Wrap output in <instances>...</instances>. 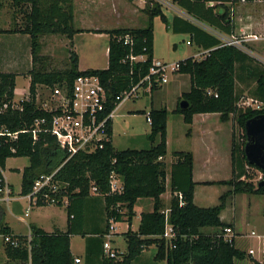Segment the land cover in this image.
Segmentation results:
<instances>
[{
  "label": "trees",
  "instance_id": "16d2710c",
  "mask_svg": "<svg viewBox=\"0 0 264 264\" xmlns=\"http://www.w3.org/2000/svg\"><path fill=\"white\" fill-rule=\"evenodd\" d=\"M8 1L15 14H22V24L9 29L0 27L1 32L27 33L31 41L32 61L40 55L42 35L58 34L72 39L78 31L73 25V0H0V9ZM252 1V0H247ZM148 15L147 24L140 28H116L108 33V63L105 68L78 69L77 53L69 49V65L64 69L46 70L32 67L28 70L29 98L22 102V110L7 108L0 112V125L10 131L30 128L35 119L46 117L49 125L52 112L41 109L36 102L35 94L38 84L53 87L63 82L71 85L79 74H95L106 89V110L114 108L117 96L128 89L141 76L148 72L153 59V17L159 16L166 24V15L155 0H148L144 6ZM219 18L228 24L227 12ZM17 21L14 19V23ZM130 35L131 42L125 43L124 35ZM208 50L202 57L188 56L177 61V72L187 73L190 77V88L180 98L188 102L186 108L178 103L173 112L181 114L185 123L192 122L195 113H219V120H232L230 147L231 174L228 179L208 184H226L230 190L219 196V202L212 206H199L194 203V186L192 177L193 154L191 151L175 150L169 171L163 157L167 152L165 107L151 108L150 132L146 135L150 144L144 148L117 149L111 139L102 148L91 152L79 151L70 158L57 144L50 132L38 131L34 140L32 133L19 132L12 141L0 143V186L4 184L2 169L9 157L27 156L28 164L21 172V194H27L34 178L40 173H48L59 167L54 178L58 180L62 194L68 199L65 208L68 215L67 228L64 231L47 232L31 226L30 237L13 234L11 229L2 223L4 211L0 205V234L17 240L14 246L4 241L5 264H78L70 251V235L84 232L76 229V218L82 217L81 204L78 210L74 202H82L91 195L102 197L106 214V228L109 218L116 221L127 215L131 221L134 215L133 206L138 198L150 197L153 200L151 211H142L136 231L128 227L123 233L126 250L120 252V258L113 259L103 254V235L107 231H93L86 239V263L92 260V254L100 255V264H130L141 251L151 245L156 246L155 258L166 259L167 264H235V259L244 258L245 252L231 240L223 239V228L229 224L220 218L226 199L235 193L246 192L264 194V186H257L253 181L250 165L244 154L246 133L244 124L248 118L264 113V62L253 55L233 46L220 45L219 40L206 44ZM144 54L145 59L130 60L129 55ZM16 72L0 71V106L14 98ZM210 90V93L207 92ZM256 100V105H239L241 97ZM258 105V106H257ZM139 112H144L140 110ZM189 133V128L187 134ZM109 135L112 129L109 128ZM12 148L14 150H12ZM259 170V169H258ZM114 173L122 184L121 192H111L110 174ZM170 188L167 205L161 194ZM92 188L95 192L92 193ZM181 194L182 204H179ZM43 205V204H42ZM166 209L168 212L166 213ZM264 216V208H263ZM166 223L170 224L175 236L165 238L163 232ZM213 227L204 232L203 228ZM90 264V263H89ZM264 264V257L261 263Z\"/></svg>",
  "mask_w": 264,
  "mask_h": 264
},
{
  "label": "crops",
  "instance_id": "0c3cea01",
  "mask_svg": "<svg viewBox=\"0 0 264 264\" xmlns=\"http://www.w3.org/2000/svg\"><path fill=\"white\" fill-rule=\"evenodd\" d=\"M147 1L148 0H73V10H74L73 25H74V28L77 29L78 31L73 35L72 39H69L66 37L65 39L67 42L64 39L63 41L64 43H68V44L70 43L71 46L68 49H72L77 53L78 69L84 70L79 63V54L76 49L77 39L79 38L81 39L85 35L93 36V37H104L107 41L106 55H107V63H108V38L109 37H108L107 31L110 29H116V28L144 27L148 21V15L143 10ZM155 1L160 4L163 13L166 15L167 23L165 24L159 16L153 17V20H152V23H153V58L156 52L154 25H155L157 18L163 23L164 29L167 32H171L174 35H187L188 39L186 40V44L188 45L194 44L197 48L196 51L198 52L201 51L200 53L208 50V47L206 45L207 43H209L210 41L214 39L219 40V36L221 35L228 37L231 35L247 34L250 32L264 34V4L254 3V0L252 1H247V0H155ZM224 11L227 12V17L225 19L229 20L228 24H225L222 18H219L218 16ZM96 12L100 13L98 15L99 17L96 16L95 14ZM108 13L110 14L109 16L115 19V22L117 24L115 27H105L106 22H104L103 19L107 18ZM15 33L18 34L19 32H15ZM23 34L29 37V34L27 33H23ZM50 35L52 36L53 34H50ZM51 36H49V38ZM52 38H55V37H52ZM43 45L45 47V42L43 43ZM247 45L249 46L248 49L250 50L249 54L253 55L259 61L264 62V39L250 40L248 41ZM172 47L173 49H175L176 43H173ZM44 53L45 52L43 51L42 54ZM18 54L19 52L10 53L11 55L10 60L18 59L19 58ZM191 56L195 57V55H191ZM165 58H168V57H165ZM165 58L161 57L160 59L167 61ZM179 60L181 59H178L172 62H176ZM32 65L33 63L32 64L29 63L26 65L25 69L27 72L25 73V75L28 78V82H27V86L23 87L22 90H20L22 94L26 91L27 92L29 91L28 85L30 81V76H29L28 70L32 67ZM3 68L4 67H2L0 71H11L10 69L8 70L7 68L6 69H3ZM88 68H93V67H88ZM13 72H16V71H13ZM171 73H174L176 79H179L180 81H186L185 89L179 90L175 98V100L177 101L179 105V102L183 100L181 99L179 101L180 96L184 92L188 91L190 88V77L187 73H181L177 71H173ZM16 75H17V72H16ZM167 82L168 80L159 86L153 87L150 91H153V90L156 91V90L162 89V86ZM44 88H48L49 90V86L47 85H44V84L37 85L36 94H35L36 102H38V99L41 98V94H43L42 91L44 90ZM141 93L143 95V94H147L148 92H141ZM120 105H122V103H120L119 105H116V107L114 108L113 118L115 116L116 110L118 109V107H120ZM176 105L175 107H173L172 113L178 117L177 122L184 121L183 116L181 114L173 112V110L176 108ZM159 107H165V106H154L153 103L151 102V105L149 107H145V108L128 107L124 110V112L129 113L130 111H134V110L138 112L140 110H144L146 113L144 112L143 113L145 114L146 122H148L147 112L149 111V109L159 108ZM130 115L131 114H127L126 117H129ZM113 118L111 122V129H112L111 142L115 148L124 149V148L116 147L114 143V125H113L114 120ZM228 122H230L231 124L229 128L228 126H225ZM167 123H168V113H167V118H166V145H167V150H168V140L169 139H168ZM148 124L150 126V122H148ZM188 125H189L188 134L190 135V139L193 140L194 132L196 134L195 136L200 135L203 139H205L203 147L206 153H204L202 158L198 157V153L197 152L195 153V151L193 150V142H192V146L189 147V150L178 149V150L191 151L193 154L192 177H193V180L196 182L194 186V197H193V200L195 203V189H196L198 182L202 184H208L204 182H217L220 180L228 179V177L213 178L214 176H212L211 178H207V176L204 175V172H203L205 168H208V167L214 168L215 166L219 164L220 159H222V161H224L225 163V166L227 167V173L229 172V169H230V174H231V162H230V145L231 144L230 143H231V134H232L233 125H232L231 119L226 122L220 121L219 113H195L193 115L192 122ZM229 132H230V137H229ZM147 134L148 133H146L145 136ZM220 134L221 135L225 134L226 141H227L228 150H227V154L225 155L223 154L224 155L223 158H221L222 156H220L221 155V151L219 147L220 145L216 141V139L218 138ZM125 148H138V147H125ZM165 157H166V154L162 159L166 163ZM173 159L174 157L172 156L170 162H172ZM196 162H199L198 177L200 179H196ZM23 167L14 166L13 168L19 172H22ZM4 181H5V184H7V186L10 189L11 199L8 202L0 203L4 211L2 223L8 226L11 229L13 234L29 236L31 228H32L31 226L39 227L47 232H52L54 230H61V231L66 230L67 223H68V215H67V210L65 206H64V210L66 213L65 219L61 223L53 220L51 222L50 228L44 227V224H43L44 221L43 219H40L39 215L37 214L35 210V207H38V206L47 207V206H52V204L32 205L30 204L26 194L20 193L21 180L20 182H18L17 189L14 187V184L12 182H8L5 178H4ZM215 184L216 183H212L210 185H215ZM219 185H226V184H219ZM230 189L231 188H228L224 190L223 192L228 191ZM166 190L168 189L166 188ZM164 193L161 194V199L163 200V202H165V199L163 196ZM236 194L237 193L227 197L225 206L227 202L231 200ZM249 194L264 197V194H253V193H249ZM169 197H170V193L168 191L166 201L169 200ZM152 203H153V200L150 197L138 198L133 206L134 215L132 216L131 221L130 222L127 221V215H123L121 220L116 222V225H115L116 230L110 240L111 245L113 247L117 248L121 252L126 250V241L124 239L123 233L128 229V227L134 231L137 230L139 221H140V213L142 211H151ZM79 204H81L83 215L82 217L76 218L74 222V226L76 227V229L83 231L84 235H81L79 233H72L70 235L69 247L74 257L81 258L80 264H85L87 262L86 257H85L86 256L85 255L86 239L88 236H90V234L93 231L102 230L103 232L104 230L107 229L106 228V214H105V209H104V200L102 197L91 195L82 202L76 201L73 204V206L76 207L75 208L76 210H78L77 208ZM260 204L264 205V198L260 200ZM262 217H263L262 223H261V226L258 227V233L254 232V234H252V231L250 232L251 236H256L258 238L257 246H256L257 251L255 252L254 249H252L251 247H249L248 249H245V247L236 246L237 248L245 252L244 258L248 256V259L250 260L252 264L261 263L264 257L263 211H262ZM121 221H126L125 228L123 230H119L117 227V224H119ZM225 223L229 224V226L233 229V233H238L236 229L237 224H236V220L234 219V217H232L230 221H225ZM205 228L207 229V231H212L215 229L213 227H205ZM75 236H79L81 239V245L78 248H76L72 243V238ZM102 239L105 240L104 235ZM234 244H235V237H234ZM2 246H3V251H4L3 237H2ZM249 249L253 250L251 254L249 253ZM155 253H156V246L151 245L148 248L143 249L141 253L138 255V257L133 259L130 262V264H167L166 259H161V260L156 259ZM92 256H93L92 260L88 261L90 264H100L101 263V260H100L101 257L99 254L96 255L95 253H93ZM6 261H7V257H6Z\"/></svg>",
  "mask_w": 264,
  "mask_h": 264
},
{
  "label": "rangeland",
  "instance_id": "374dc122",
  "mask_svg": "<svg viewBox=\"0 0 264 264\" xmlns=\"http://www.w3.org/2000/svg\"><path fill=\"white\" fill-rule=\"evenodd\" d=\"M254 3L264 4V1L254 0ZM9 4L10 3L8 1H5L3 7L0 9V27L5 29L16 27L22 24V14L17 13L13 18L14 10ZM95 14L96 16H98L100 13L96 12ZM109 15L110 14L108 13L107 18L103 19V21L106 22L105 27H115L117 25L115 19ZM14 19L17 21L16 23H14ZM154 30L156 50L154 58L160 59L161 57H168L165 59L169 62H172L191 55H195V57H200V55L197 54L201 51H196L197 48L194 44H186V40L188 39L187 35H174L171 32H167L164 29L163 23L158 18L156 19ZM49 36L51 35H42L39 37V42L42 43V48H40L39 50L40 55L33 62L30 50V37L23 33H0V70L2 67H4L3 69L7 68L8 70L10 69L11 71L13 70L17 72L14 88L15 100H18L21 97L22 93L20 90H22L23 87L27 86L28 78L25 75V73L27 72L25 69L27 64L33 63L35 67H41L46 70H61L69 65L68 48L71 45L70 43H64L63 39L66 41V37L58 34H53L50 38ZM44 42L45 47L43 45ZM173 43H176L175 49H173L172 47ZM76 44V49L79 54V63L83 69H86L88 67H106L107 41L104 37H93L85 35L83 38L77 39ZM247 47L249 48L248 45ZM43 51L45 52L44 54H42ZM12 52H19V58L15 60H10V53ZM185 82L186 81H180L179 79H176L174 73H169L168 82L162 86V89L156 91L153 90L143 95L141 93L136 98H129L123 101L122 105H120V107H118V109L116 110L115 116L113 118L114 143L116 147L142 148L149 146L150 142L145 136V134L150 132V126L148 122H146L145 114L140 113L136 110L130 111L129 113H125L124 110L128 107H149L152 102L154 106H165L168 109L167 125L169 140L168 150L165 157L167 170L169 171L170 169V160L172 157V152L178 149L189 150V147L192 146V142L193 150L195 151V153H198V157L202 158L204 153H206L203 147L205 139H203L200 135L195 136V132L193 133V140L190 139V135L187 134L189 125L186 124L184 121L177 122L178 117L172 113L173 107H175V105L177 104V101L175 100L177 92L181 89H185ZM42 92L43 94H41V99H44L49 95L48 88H44ZM247 102L249 101L247 97L244 96L240 98L238 104L241 106L256 105L255 102ZM127 114L131 115L129 117H126ZM230 125V122H228L225 126H228L229 128ZM216 141L220 145V156H222L221 158H223L224 155L227 154L228 150L225 134H220ZM28 161L29 160L27 156L9 157L5 161V166L2 169V174L8 182H12L14 184V187L16 189L18 182H20L21 180V172L15 170L13 167H23L24 165L26 166L28 164ZM198 168L199 162H196V179H200L198 177ZM203 172L204 175L207 176V178H211L212 176H214L213 178L230 177V169L227 173V167L225 166V163L224 161H222V159H220V162L217 166H215L214 168H205ZM250 172L253 173V181L256 183L258 181L257 179L259 178V175L261 174L260 171L258 169H250ZM228 188L231 187L229 185H210L198 182L195 189V203L199 206L216 205L219 202L220 194ZM167 189L168 190H166V192L163 194L165 199L164 203L169 202V200L166 201L168 191L170 193V188L168 185ZM263 198V196H256L246 192H240L234 195V197L229 200L226 206L221 210L220 216L222 221H230L232 217H234V219L236 220V229L238 233H234L233 235L235 237V246L245 247V249L251 247L252 249H254L255 252L257 251L256 246L258 238L256 236H251L250 232L254 231L255 233H258V227L261 226L263 218L262 211L264 205L260 204V200ZM35 210L39 215L40 219H43L44 227L47 228L51 227V222L53 220L61 223L66 217L64 206L62 205L52 204V206L47 207L38 206L35 207ZM125 223L126 221H121L119 224H117L118 229L123 230L125 228ZM203 231L208 232L206 228H204ZM72 243L76 248L80 247V237H73ZM5 263L6 257L2 246V236L0 235V264ZM244 263L252 264L248 259V256H246V258L235 259V264Z\"/></svg>",
  "mask_w": 264,
  "mask_h": 264
},
{
  "label": "built area",
  "instance_id": "2783aa9c",
  "mask_svg": "<svg viewBox=\"0 0 264 264\" xmlns=\"http://www.w3.org/2000/svg\"><path fill=\"white\" fill-rule=\"evenodd\" d=\"M264 1V0H257ZM264 39V34L248 33L231 36H219L220 45H233L247 53L250 50L247 43L250 40ZM125 43L131 42L130 35L126 34L123 37ZM207 52L198 53L200 57ZM199 58V57H198ZM132 60H144V54L129 55ZM179 68V63L168 62L162 59L153 58L149 66L148 72L141 76L128 89H125L117 96L119 105L123 101L137 97L141 92H149L153 87L159 86L168 80V74L176 71ZM29 88V85H28ZM210 93V90H207ZM29 98V91L24 92L18 100L14 98L10 101L3 102L0 106V112L5 109L22 110V102ZM250 103L256 102L252 98H247ZM107 93L106 89L100 81V78L95 74H79L71 85L63 82L49 87V95L44 99H38L37 105L47 111L52 112L49 120V125L44 128L40 126L46 123V117L37 118L34 120L30 128L21 129L18 131H10L8 127L0 125V143L4 141H12L17 138L19 132L28 131L32 133L34 140L37 139L38 131H47L55 136L57 144L67 153V158H70L79 151L91 152L95 149L102 148L104 143L111 139L109 128L113 118L114 108L106 110ZM258 106V105H257ZM147 121L150 122V117L147 115ZM12 150H14L12 148ZM60 166L54 168L48 173H40L37 175L32 184L31 190L26 194L30 204H53L65 206L68 203L67 196L62 194L58 180L54 178L55 173ZM260 171V170H259ZM259 178H262L260 171ZM109 186L111 192H121V180L114 174H110ZM92 193L95 189L92 188ZM179 204H182L181 194L177 193ZM11 199L10 189L7 184L0 186V203L8 202ZM168 209H166V213ZM108 229L104 234L103 254L109 258H120V252L111 245V238L115 233L116 220L110 217ZM223 239L231 240L234 233L230 226L223 228ZM254 234V231H252ZM165 238H172L175 233L170 224L166 223L163 232ZM30 237V234L29 236ZM4 241H10L14 246L17 245V240L11 239L10 236H3ZM253 252L249 249V253ZM74 261L81 263V258L75 257Z\"/></svg>",
  "mask_w": 264,
  "mask_h": 264
},
{
  "label": "water",
  "instance_id": "95a60500",
  "mask_svg": "<svg viewBox=\"0 0 264 264\" xmlns=\"http://www.w3.org/2000/svg\"><path fill=\"white\" fill-rule=\"evenodd\" d=\"M187 106V100L183 99L179 102L180 108L183 109ZM244 128L246 133L244 154L248 163L257 167L263 174L257 182V186H264V113L248 118Z\"/></svg>",
  "mask_w": 264,
  "mask_h": 264
}]
</instances>
